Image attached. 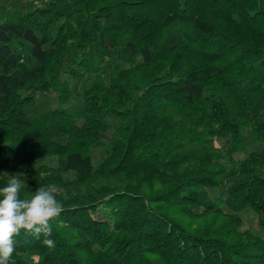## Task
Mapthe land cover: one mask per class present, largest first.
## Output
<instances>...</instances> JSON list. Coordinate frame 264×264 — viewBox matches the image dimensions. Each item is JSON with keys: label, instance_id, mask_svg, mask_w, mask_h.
I'll use <instances>...</instances> for the list:
<instances>
[{"label": "trees", "instance_id": "obj_1", "mask_svg": "<svg viewBox=\"0 0 264 264\" xmlns=\"http://www.w3.org/2000/svg\"><path fill=\"white\" fill-rule=\"evenodd\" d=\"M49 95L66 108L26 113ZM252 144H264V0H47L0 15V189L22 173L19 199L56 184L62 206L55 246L22 229L7 264H264ZM246 211L263 234L241 231Z\"/></svg>", "mask_w": 264, "mask_h": 264}, {"label": "clouds", "instance_id": "obj_2", "mask_svg": "<svg viewBox=\"0 0 264 264\" xmlns=\"http://www.w3.org/2000/svg\"><path fill=\"white\" fill-rule=\"evenodd\" d=\"M22 173L12 175L8 185L0 189V264H7L14 252L13 237L22 229L40 238L43 233V244L49 248L55 241L47 238L52 234L50 221L59 216L61 204L56 199L59 188L56 184L38 187L30 200L18 198V193L26 185L21 179ZM74 178V177H73Z\"/></svg>", "mask_w": 264, "mask_h": 264}, {"label": "rangeland", "instance_id": "obj_3", "mask_svg": "<svg viewBox=\"0 0 264 264\" xmlns=\"http://www.w3.org/2000/svg\"><path fill=\"white\" fill-rule=\"evenodd\" d=\"M47 5V0H0V15L2 17L12 18L16 14L25 11H32L35 8H44ZM85 89V79L82 77L81 80L75 85L73 91V100L70 102L68 107L72 109H82L83 105V94ZM62 108L65 109L59 104L56 95H49L47 97H38L36 101V106H30L26 108V113L31 117H37L41 113L51 112L55 109ZM82 122H80L81 124ZM108 130L102 134L103 141L109 142L113 136L114 131L119 127L120 120L116 118L108 119ZM63 143L67 142V139L62 140ZM216 146L219 147L220 144L217 142ZM108 148V147H107ZM94 149L91 151V156L93 159V165L97 168L101 161L102 157L105 155L106 149ZM264 148V144H252L247 148V153H252L255 151H260ZM41 165H46L48 167H56L57 166V158H40L38 160L37 167ZM73 175H72V174ZM63 174L65 180L72 181L74 177V173ZM74 177V178H73ZM241 218L243 220V224L241 227V231H251L256 234H263L259 230L258 227V218L257 216L250 212L246 211L241 214ZM39 258L37 256H32L27 258L28 264H38Z\"/></svg>", "mask_w": 264, "mask_h": 264}]
</instances>
